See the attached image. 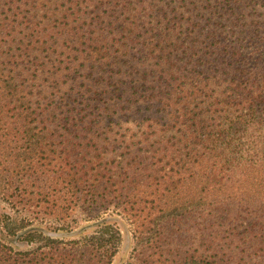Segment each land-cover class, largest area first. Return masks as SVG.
Segmentation results:
<instances>
[{
	"label": "trees",
	"instance_id": "1",
	"mask_svg": "<svg viewBox=\"0 0 264 264\" xmlns=\"http://www.w3.org/2000/svg\"><path fill=\"white\" fill-rule=\"evenodd\" d=\"M122 224L125 264H264V0H0V264Z\"/></svg>",
	"mask_w": 264,
	"mask_h": 264
},
{
	"label": "rangeland",
	"instance_id": "2",
	"mask_svg": "<svg viewBox=\"0 0 264 264\" xmlns=\"http://www.w3.org/2000/svg\"><path fill=\"white\" fill-rule=\"evenodd\" d=\"M91 214H86L85 211L81 210L80 208H76L75 211L70 215V218H68V222L70 226L76 225L77 228L75 230H72L68 233H62L60 237L63 239L69 240L76 238V236L79 233L87 232L89 229V225L91 224L90 221H86V217L90 216ZM75 222V224L72 223ZM123 226H120L121 233H122V240L121 245L117 251V253L113 256L111 260V264H125L127 261H130L132 249L134 246V241L132 237V231L128 224H122Z\"/></svg>",
	"mask_w": 264,
	"mask_h": 264
}]
</instances>
